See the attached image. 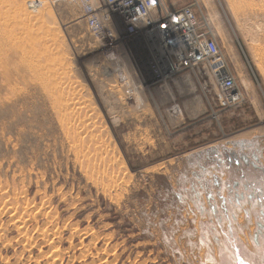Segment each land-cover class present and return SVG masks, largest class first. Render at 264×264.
Returning <instances> with one entry per match:
<instances>
[{"label":"rangeland","instance_id":"obj_1","mask_svg":"<svg viewBox=\"0 0 264 264\" xmlns=\"http://www.w3.org/2000/svg\"><path fill=\"white\" fill-rule=\"evenodd\" d=\"M0 4L7 53L51 80L0 53V264H264V0L167 3L215 39L230 107L205 76H155L148 41L95 32L76 2Z\"/></svg>","mask_w":264,"mask_h":264},{"label":"built area","instance_id":"obj_2","mask_svg":"<svg viewBox=\"0 0 264 264\" xmlns=\"http://www.w3.org/2000/svg\"><path fill=\"white\" fill-rule=\"evenodd\" d=\"M66 1L79 5L85 20L95 32L102 33V23L106 21L116 29L121 26L126 36L146 35L148 47L155 52V63L161 67H154L155 76L159 77L162 72L163 77L168 79L188 70L195 77L200 76L203 80L205 76L212 81L209 82L211 91L220 100L221 106L230 107L241 101V93L215 39L198 32L191 7L172 13L165 5L168 0H97V9L89 7L88 0ZM157 9L160 10L159 15L154 13ZM110 58V61L116 60L113 56ZM111 70L127 87L123 69L111 66ZM210 96V100L216 103Z\"/></svg>","mask_w":264,"mask_h":264},{"label":"bare ground","instance_id":"obj_3","mask_svg":"<svg viewBox=\"0 0 264 264\" xmlns=\"http://www.w3.org/2000/svg\"><path fill=\"white\" fill-rule=\"evenodd\" d=\"M86 3H87V5L89 6V7H92L93 9H97V6H95V4H96V0H88V1H86ZM1 5V4H0ZM166 5V4H165ZM164 5V6H165ZM241 12V11H240ZM155 15H159L160 14V10L159 9H157V10H155ZM9 14V13H8ZM103 21V20H102ZM111 27H114V26H111ZM115 27L113 28V31L112 30H107V32H108V34H109V36H110V38H112L113 40H116L115 38H116V36H115ZM119 29H120V33L122 34H120V36L118 35V38L120 37V40H121V38H122V36L123 35H125L124 34V32H123V29H122V27L121 26H119ZM105 30H106V27H105ZM4 31H5V29H4V24H3V22H1L0 23V40H1V42H2V45H1V47H0V53L3 55V57H4V59H7L10 63H11V65H13L14 67H16V68H21V69H23V70H25V69H27L29 72L31 71L32 73H33V78H38L39 80H40V82L42 83V89L43 90H45V88L48 86V84L50 83V81L51 80H49L48 79V77H46V75L44 76V75H41L40 74V69H39V67H38V65H37V61L35 60V57H23L22 56V58H19V59H15V61H14V57L13 56H17V54H18V51H19V49H20V47L18 46V45H16V47L14 46V45H12V47L11 48H13V52H11L12 54H13V56L11 57V53L10 54H8L7 53V51L5 50V46H6V42L4 41V38H3V34H4ZM126 36V35H125ZM130 37H132V36H130ZM142 38H141V40H143V42L145 43L146 41H147V39H148V37L146 36V35H142L141 36ZM8 42V41H7ZM114 42V41H113ZM116 42V41H115ZM12 44V43H11ZM20 52V51H19ZM54 54V53H53ZM42 59V58H41ZM43 61V60H42ZM37 62V63H36ZM6 63V62H5ZM5 63L2 65V68H4V71L5 70H7L6 69V67H5ZM55 65V64H54ZM126 65H127V62H126V60H125V65L123 66V64L121 63V61L119 60V58L117 57V59L116 60H111V62H109V66H119V67H121L122 69H124L125 67H126ZM57 66V65H56ZM124 67V68H123ZM12 68V67H11ZM14 69V68H13ZM125 69H127V68H125ZM11 70V69H10ZM112 71V70H111ZM125 72H126V70H124ZM129 71V70H128ZM1 72H3V69L1 70ZM6 72V71H5ZM123 72V71H122ZM125 72H123L124 74H122L123 76H125V78H126V81H127V87L129 88V90L130 91H134V89H135V87H134V85L133 84H136V82L134 81V80H131V82L129 81L128 82V79H127V77H126V75L130 78V76H129V74H127V73H125ZM46 74V73H45ZM126 74V75H125ZM71 76V75H70ZM69 76V77H70ZM114 76V75H113ZM57 77V76H56ZM67 77V76H66ZM116 77V76H115ZM17 78H19L18 80L19 81H21L22 82V80H23V78H24V83L25 82H28V80L29 79H25V76H21L20 74H18L17 75ZM55 78V77H54ZM68 78V77H67ZM65 79V78H64ZM66 80V79H65ZM68 80V79H67ZM210 81V80H209ZM49 82V83H48ZM67 82V81H66ZM61 83V82H60ZM71 83V82H70ZM133 83V84H132ZM26 84V83H25ZM138 87L139 86H137V89H138ZM140 93V92H139ZM66 94V93H65ZM138 95V94H137ZM48 96L50 97V96H52V98L55 100V98H54V96H53V94L51 95V92H49L48 93ZM139 98V102L141 103V98H142V95L141 96H139L138 97ZM72 100V99H71ZM54 104V103H53ZM61 104V103H60ZM68 105H70V104H68ZM60 106V105H59ZM63 106V105H62ZM71 106V105H70ZM78 115V114H77ZM68 133V132H67ZM72 134H75V132L74 131H72L71 132ZM68 134H70V133H68ZM46 207V206H45ZM48 207H49V205H48ZM52 214V213H51ZM32 219V218H31ZM31 222V221H30ZM15 226H17V225H15ZM25 226V225H24ZM46 226H48V225H46ZM45 227V226H44ZM55 229V228H54ZM74 229V228H73ZM40 230V229H39ZM42 231V230H41ZM20 232H21V229H20ZM49 232V231H48ZM57 232V231H56ZM80 233V232H79ZM82 233V232H81ZM57 234V233H56ZM42 235V234H41ZM46 235V234H45ZM79 235V234H78ZM57 236V235H56ZM83 236V235H82ZM40 237V236H39ZM26 240V239H25ZM22 241V240H21ZM28 241V240H27ZM26 242V241H25ZM20 243V242H19ZM42 244V243H41ZM54 244V243H53ZM82 244V243H81ZM81 247V246H80ZM51 249H53V247L51 248ZM227 251V250H226ZM50 252V251H49ZM55 254V253H54ZM86 254V253H85ZM79 256V255H78ZM230 256H231V253H230ZM40 257V256H39ZM55 257V256H54ZM208 257V260L209 261H212L213 262V259H214V256L213 255H208L207 256ZM228 257H229V255H228ZM53 258V257H52ZM56 258H58V257H56ZM211 258H213V259H211ZM50 259V258H49ZM55 259V258H54ZM235 259V258H234ZM233 259V260H234ZM48 260V259H47ZM215 260V259H214ZM59 262V261H58ZM57 264V263H56ZM92 264V263H91Z\"/></svg>","mask_w":264,"mask_h":264},{"label":"crops","instance_id":"obj_4","mask_svg":"<svg viewBox=\"0 0 264 264\" xmlns=\"http://www.w3.org/2000/svg\"><path fill=\"white\" fill-rule=\"evenodd\" d=\"M168 3V1L166 2V6L167 7H169V5L167 4ZM170 6L172 7V5L170 4ZM177 10H175V7H172L171 8V10H170V7H169V12H176ZM196 101H198V100H196ZM195 103V102H194ZM171 112L172 113H170V114H172L173 116H177L178 115V113H179V109L178 108H176V107H174V108H172V110H171ZM256 232H258V231H256ZM251 241V240H250ZM256 243H257V246H258V241H256ZM223 248V250H227L226 251V255H227V257H228V255H229V257H228V259H230V261H232L233 263H235V261L237 260V258H236V256H235V254L233 253V251H231V250H229L227 247L225 248V247H222ZM215 251H216V248H215ZM230 253H231V256H230ZM235 258V259H234ZM214 259L216 260V263L215 264H218L219 263V259L217 258V252H216V254H215V257H214ZM234 259V260H233ZM242 262V261H241ZM229 264H232L231 262H229ZM235 264H237V262L235 263Z\"/></svg>","mask_w":264,"mask_h":264}]
</instances>
